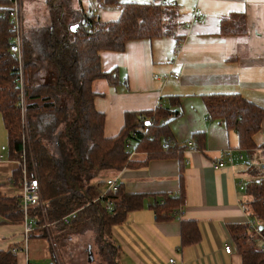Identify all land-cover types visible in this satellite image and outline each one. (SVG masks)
<instances>
[{"label":"trees","instance_id":"1","mask_svg":"<svg viewBox=\"0 0 264 264\" xmlns=\"http://www.w3.org/2000/svg\"><path fill=\"white\" fill-rule=\"evenodd\" d=\"M45 1L48 24L24 30L25 105L22 106L19 63L9 50L13 39L7 14L10 0H0V114L8 132L9 157L19 163L13 168V179L20 186L23 179L21 154L25 150L28 175L37 176L43 201V208H31L36 226L28 240L47 239L50 261L61 264V255L56 251L58 244L64 245L61 236L93 230L107 264H119V247L112 241V227L122 222L129 211L141 207L143 198L126 192L121 184L115 191L109 187L103 190L100 187L103 181L97 179L102 172L121 171L136 165L137 161L126 149L129 138L136 143V152L145 151L148 159L173 152L181 154L183 146L174 140L169 128V122L178 117L181 110L161 106L143 112L127 111L122 131L106 137L105 114L95 107L98 93L92 86L96 79L105 78L113 84L116 78L114 73L101 67L103 51L123 52L131 40H153L168 35L180 38V10L176 3L169 2L162 5L150 1L89 0L90 7L85 10L73 9V0ZM95 2L100 8H119V19L102 21L99 9L92 10ZM76 24L77 29L72 30ZM222 31L247 33L245 15L240 14L232 21L224 18ZM45 67L50 68L46 76L53 81L48 78L43 81L41 72ZM204 98L209 115L223 119L228 127L236 130L241 151L249 156L257 149L263 153L259 167L248 164L251 179L245 189L250 196L247 204L251 217L259 222L260 237L264 239V141L257 140L264 108L240 93H213ZM201 142L200 138L199 148H203ZM192 143L188 142L189 147L195 146ZM108 202L112 203L111 209L106 207ZM183 203L181 191L176 196L164 195L154 203V209L158 218H174L180 214ZM75 210L77 218L64 223L63 218ZM0 217L3 223H23L19 194L9 196L0 190ZM186 227L183 226L182 235L185 238ZM49 229L52 235L56 234L52 240ZM239 230L244 233L238 234ZM230 231L243 264H264V247L248 244V225L233 224ZM17 255L12 249L0 250V264H18Z\"/></svg>","mask_w":264,"mask_h":264},{"label":"crops","instance_id":"2","mask_svg":"<svg viewBox=\"0 0 264 264\" xmlns=\"http://www.w3.org/2000/svg\"><path fill=\"white\" fill-rule=\"evenodd\" d=\"M30 1L34 0H26ZM175 1L180 10V38L168 35L131 40L123 52L103 51L101 67L116 78L113 84L105 78L93 82L98 93L95 107L105 114L106 137L122 131L127 111L161 106L181 110L169 122L171 136L183 146L181 154L148 159L145 151H139L134 155V167L102 172L97 179L106 183L115 177L123 190L143 198L141 207L129 211L112 227V241L119 247V264H169L170 258L178 264H243L230 225H248V244L264 247V239L251 224L255 219L247 204L250 196L240 189L241 182L251 179L248 164L263 163V153L257 149L253 157L241 151L236 130L209 115L204 97L240 93L264 108V0ZM90 4L89 0H73L71 6L88 10ZM198 8L205 16L194 17L193 10ZM98 14L102 21H114L121 12L110 7L100 8ZM240 14L246 17L247 33H224L223 19L232 21ZM259 135L264 137V118ZM200 138L203 148L198 146ZM189 141L195 146L189 147ZM5 142L8 145V132L0 114V154L6 157L0 161V190L9 196L21 195L20 186L10 180L15 165ZM132 144L135 147L134 140ZM221 160L225 164L215 168L214 163ZM181 191L184 203L180 214L158 218L154 203ZM186 225L187 238L182 237ZM188 238L192 240L186 241ZM25 242L23 223H3L0 217V250L17 248L18 264L50 261L47 239H29L27 246ZM226 245L232 246L230 253ZM32 259L37 261L32 263Z\"/></svg>","mask_w":264,"mask_h":264},{"label":"built area","instance_id":"3","mask_svg":"<svg viewBox=\"0 0 264 264\" xmlns=\"http://www.w3.org/2000/svg\"><path fill=\"white\" fill-rule=\"evenodd\" d=\"M23 1L24 0H10V6L7 10V14L9 17V20L11 22V31H12V42L10 44V52L16 57L19 63V77H20V91H21V105H25V96H24V81H23V38H24V10H23ZM153 4L161 3L162 5H168L176 3L175 0H149ZM100 9L99 4H94L92 7V10ZM194 17L200 18L205 16V14L200 11V9H194L193 10ZM174 77L178 78V73H173ZM164 78H167L165 76ZM133 139L129 138L126 141V149L130 155V157H134L136 150L133 146ZM189 145H193L192 141H189ZM7 147L3 146L2 150L6 151ZM227 152V151H226ZM22 157V169H23V179L20 183V202L23 209V226H24V236L26 239L25 246H27L28 243V237L29 234L35 229L36 226V216L31 212V208L35 206H39L40 208H43V201L41 196V189L40 184L37 176H29L25 164L26 160V152L25 150L21 154ZM242 157V156H241ZM5 156L3 153L0 154V161L5 160ZM10 161H14L10 159ZM225 164L224 161H219L214 163L215 168H219ZM10 180L13 182V176L10 177ZM106 184L108 187L115 191L119 187L118 179L115 177L109 178L106 180ZM246 188V183L241 182L240 183V189L243 190ZM112 203L108 202L106 203L107 209H111ZM78 216V211H72L71 213L67 214L63 218V222L69 224L71 221L75 220ZM252 226L255 228V230L259 231L258 224H256L255 220H252ZM226 252L230 253L233 248L231 245L225 246ZM12 251L14 253L18 252L17 248H13ZM25 264H29V261L26 260ZM169 264H178L175 258L169 259Z\"/></svg>","mask_w":264,"mask_h":264},{"label":"rangeland","instance_id":"4","mask_svg":"<svg viewBox=\"0 0 264 264\" xmlns=\"http://www.w3.org/2000/svg\"><path fill=\"white\" fill-rule=\"evenodd\" d=\"M125 1V0H121ZM136 1H142V0H136ZM96 4V2L94 3ZM48 5L45 4V0H34L30 1L29 3L26 2V0L23 1V10H24V30L28 29L27 27L33 26V25H41L43 23H48L49 20V11H48ZM118 9V8H114ZM156 42V41H155ZM49 67H45L42 74L43 81H46L48 76L46 74H49ZM47 72V73H46ZM263 140L264 137H261L260 135L257 136V140ZM6 143V142H5ZM7 145V143H6ZM8 146V145H7ZM5 156V153L3 154ZM246 157V155H245ZM254 157V155H253ZM14 160V165H19V163ZM259 167V162L256 163ZM263 175H264V168H262ZM261 169V170H262ZM115 170H113L114 172ZM105 183V182H103ZM102 183V184H103ZM100 184V187L103 190H106L108 188V185ZM49 239H53L54 235L51 233V229H49ZM61 238H64V245L61 246L58 244V247L56 249L57 255L58 253L61 255L60 263L61 264H107L105 260V252L100 247L99 239L97 238V235L93 230H87L86 232L82 234H76L73 233L71 235L69 234H63ZM34 258V257H33ZM35 259H32V263H34ZM89 261V262H88ZM40 264H48L50 261L48 259L44 260L41 259L38 261Z\"/></svg>","mask_w":264,"mask_h":264},{"label":"water","instance_id":"5","mask_svg":"<svg viewBox=\"0 0 264 264\" xmlns=\"http://www.w3.org/2000/svg\"><path fill=\"white\" fill-rule=\"evenodd\" d=\"M77 27H78V25H77V24H76V25H73V26H72V30H76V29H77ZM49 264H54V263L50 262Z\"/></svg>","mask_w":264,"mask_h":264}]
</instances>
